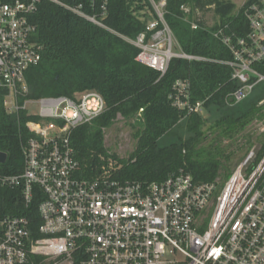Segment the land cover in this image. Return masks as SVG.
Here are the masks:
<instances>
[{"label":"built area","instance_id":"built-area-1","mask_svg":"<svg viewBox=\"0 0 264 264\" xmlns=\"http://www.w3.org/2000/svg\"><path fill=\"white\" fill-rule=\"evenodd\" d=\"M49 1L116 34L103 23L108 0ZM37 2H0L2 106L16 119L21 112L28 118L22 172L0 176V187L18 190L25 209L41 197L38 225L24 215L0 219V264H264V155L252 166L251 151L222 186L195 183L182 169L160 182L118 181L110 159L94 177L78 175L71 133L100 116L105 102L95 91L30 98L26 72L39 63L42 50L30 22ZM149 2L155 17L149 13L144 31L134 40L121 37L139 49L136 61L161 78L173 58L202 60L172 52L165 2ZM243 14L244 37L226 33L227 26L213 34L231 54L221 64L239 85L229 95L231 105L264 83V0L253 1ZM190 25L198 29L194 21ZM189 90L187 80H176L171 106L201 115L203 102L190 101ZM29 104L37 111L28 113Z\"/></svg>","mask_w":264,"mask_h":264},{"label":"trees","instance_id":"trees-1","mask_svg":"<svg viewBox=\"0 0 264 264\" xmlns=\"http://www.w3.org/2000/svg\"><path fill=\"white\" fill-rule=\"evenodd\" d=\"M55 1L73 4L72 0ZM153 1L157 4L161 0ZM163 1V19L180 52L202 60L173 58L161 78L156 71L138 63L139 49L121 38L134 40L145 29L147 13L155 17L149 0H108L103 23L117 35L52 1L38 0L35 4L30 22L35 27L33 41L42 50L39 63L26 72L30 98H73L77 93L95 91L105 102L100 116L71 133L70 144L80 177H94L110 159L115 163L113 177L118 181L160 182L182 169L195 183H214L218 179L225 183L232 175L228 164L233 152H228L222 143H234L253 120L264 121V103L258 105L260 99L231 107L229 95L239 85L231 80L230 68L221 64L230 61L231 54L213 36L218 27L227 26L226 33L244 37L248 23L243 13L255 0H248L236 16H232L235 6L229 1ZM184 6L189 7L188 13L181 10ZM211 7L219 25L208 28L198 19L194 21L198 29L193 30V15ZM142 12L146 14L141 15ZM176 80L189 82L190 101H202L203 111L212 113L209 124L202 115H187L171 106L168 96ZM119 118L130 126L135 140V148L127 159L109 154L104 146V132ZM27 119L24 112L18 119L8 115L0 97V152L7 155L6 162L0 164V176L22 172L20 146L28 138L24 127ZM178 128L186 133L185 138L158 146L160 138ZM258 138L259 149L252 166L264 155V132ZM244 139L243 147L248 151L253 141L249 136ZM40 199L36 195L25 209L18 190L0 187V219L24 215L38 225L36 208Z\"/></svg>","mask_w":264,"mask_h":264},{"label":"rangeland","instance_id":"rangeland-1","mask_svg":"<svg viewBox=\"0 0 264 264\" xmlns=\"http://www.w3.org/2000/svg\"><path fill=\"white\" fill-rule=\"evenodd\" d=\"M224 1H229L234 4L235 8L234 11L232 12V16H236L242 10L243 6L248 0H224ZM184 8L189 10L188 6H184ZM148 14L149 12L147 13V16H149V18H152L151 17L152 14L151 15ZM198 19H201L204 22V25L208 28H213L219 25V18L215 15L212 7L206 9L205 11L195 13L193 15L192 20L196 21ZM218 29H220V27H218L217 30ZM172 52L181 55V52L174 39L172 40ZM44 97H50V96H44ZM246 100L247 101L259 100L258 105L263 104L264 83H259L254 87L251 97L246 98L234 105H231V107L241 105L245 103ZM36 111H37L36 105L29 104L27 106L28 113H34ZM201 115L203 118L207 119L208 124L211 122L212 113L207 114L206 112L203 111ZM263 132H264V121L253 120L251 124H249L248 127L245 129V132H243L240 136L236 138L234 143L229 142L228 140H224L222 146L224 148H227L228 152H233V156L231 157V160L228 164L232 169V173L251 151H253L254 156L256 155V152L259 149L258 137H260V134H262ZM186 136H187L186 133L182 129L178 128L175 129V131H173L172 134L160 138L157 144L159 147H164L172 143H177L180 138H185ZM246 136L251 137L253 141V145L248 151H246L245 148L243 147L245 141L244 138ZM210 138L211 136H209L208 139ZM104 146L108 150L109 154L115 155L119 159H127L135 148V140L132 137V130L130 126L124 120L119 118L110 129L104 132ZM217 183L221 184L222 182L220 181V179H218ZM173 259L179 260L180 258L175 257Z\"/></svg>","mask_w":264,"mask_h":264},{"label":"water","instance_id":"water-1","mask_svg":"<svg viewBox=\"0 0 264 264\" xmlns=\"http://www.w3.org/2000/svg\"><path fill=\"white\" fill-rule=\"evenodd\" d=\"M7 155L5 153L0 152V164H4L6 162Z\"/></svg>","mask_w":264,"mask_h":264}]
</instances>
